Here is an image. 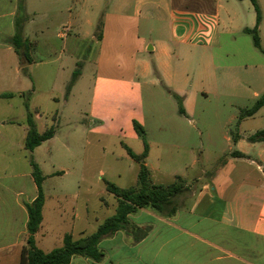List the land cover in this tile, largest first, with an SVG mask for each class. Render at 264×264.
Masks as SVG:
<instances>
[{"label": "crops", "instance_id": "obj_1", "mask_svg": "<svg viewBox=\"0 0 264 264\" xmlns=\"http://www.w3.org/2000/svg\"><path fill=\"white\" fill-rule=\"evenodd\" d=\"M238 1L251 3L250 0ZM221 2L222 0H115L112 12L103 14V21H98L96 26L97 29L102 24L100 39L94 37L99 45L95 63L98 75L90 87L82 86L85 85L84 68L67 93L68 84L79 61L73 53L68 55L63 52L64 58L59 60L57 83L53 84L52 91L49 92L53 96L52 100L59 105L53 120L63 116L70 107L77 108L85 92L90 99L86 114L91 118L92 124L97 123L91 126L92 134L129 143L139 144L142 141L141 148L139 144L136 151L137 155H141L145 148L144 142L136 133L133 122L145 125L143 81L154 89L152 92H162L159 85L168 92L192 91L215 96L223 92H249L256 82L250 67L258 66L249 62H258L257 54L237 49L230 54L236 59L224 61L219 52L224 50L225 35L236 32L250 35L245 33V29L255 27L256 12L251 3L249 11L253 15H249L250 23L246 26L241 15L224 16ZM68 3L69 0H0V264L20 263L21 252L28 237L27 204L38 196L30 155L35 161L40 155H53L50 146L57 137L56 133L32 153L25 148L29 128L24 103L28 94V103L34 113L38 131L43 133L47 130L44 126L40 128L42 116L36 102L38 81L35 73L28 72L33 67L44 66L43 78L51 80L47 66L53 61L35 60V53L41 42L39 36L43 34V29L38 28L37 19L39 22L45 21L59 6L62 8L60 13H71ZM258 3L262 12L259 27L262 36L264 0H258ZM129 5L133 6L136 22L129 23L122 18V11ZM245 5L249 9L248 4ZM55 15H59L58 12ZM139 20L149 22V34L152 38L155 32L164 34V37H156L152 43H144L140 36L143 29L137 23ZM152 23L159 25L152 27ZM90 24L93 26L94 23ZM19 28L23 38L32 45L29 51L30 61L25 67H22L25 60L12 43ZM66 28L71 32L72 26ZM67 35L58 37L65 41ZM87 37L89 39L91 35L87 34ZM261 40L264 49L263 37ZM43 41L46 45L49 39ZM232 44L236 46L237 40ZM254 48L264 55L255 45ZM173 61H176L175 67L172 65ZM260 63L264 75V62ZM56 90L59 96L54 97ZM263 93L264 81L259 90L254 92V97L259 99ZM5 94L12 96L4 97ZM72 96L76 98L73 102L70 101ZM263 113L264 106L254 116L241 119L239 128H242V123L247 119ZM189 122V130L201 138L202 132L195 120ZM76 128L83 129V126L76 125ZM167 128L172 130L169 132L171 134L178 135L180 131L179 125ZM257 132L243 133L239 130L236 133H225L228 156L224 168L214 170L211 179L202 180L210 171L209 168L202 167L197 176L202 181L197 189L188 187L175 198L177 211L174 215L163 216L153 209H142L130 215L132 226L150 228L141 241L136 242L126 231H118L99 243L98 247L104 253L101 261L76 255L72 257L70 264H264V139L254 142L249 140ZM188 141L190 144L193 142L192 139ZM208 141L215 145L211 136ZM191 145H196V141ZM167 152L163 148L162 160L169 158ZM186 152L189 163L183 164V171L172 172L173 178H190L191 166L200 164L197 154L200 158L212 155L216 160H221L225 154V151L217 148L207 150L202 143L200 148L191 147ZM234 152L244 156L235 157ZM151 155L150 144L146 165L153 178L154 169L149 164ZM135 163L137 175L140 166ZM39 166L46 177L43 182L45 205L43 221L35 235V241L39 249L50 252L62 246L66 234H71L75 239L90 234L83 227L89 208L87 202L82 205L78 202L79 187L46 189L50 178L65 175L69 167L45 173L44 167ZM78 167L77 163H71L72 170L79 171ZM156 172L158 177L168 175V170L164 168L157 169ZM155 182L162 184L160 179ZM181 196L184 198L179 202ZM102 198L99 207H103ZM68 215H71L70 219ZM106 218L100 221L93 217V222L98 227ZM57 225H60L58 229Z\"/></svg>", "mask_w": 264, "mask_h": 264}, {"label": "rangeland", "instance_id": "obj_2", "mask_svg": "<svg viewBox=\"0 0 264 264\" xmlns=\"http://www.w3.org/2000/svg\"><path fill=\"white\" fill-rule=\"evenodd\" d=\"M57 1L61 2V0ZM114 2L115 0H69L68 7H71V13L68 11L60 13L59 11L62 8L59 6L56 11L49 14L50 16L45 21L39 22L40 20L37 19L38 28L43 29V34L39 36L41 42L35 53V60L36 62L46 59L53 61L51 65L47 66L51 73V80H44V66L39 65V67H33L28 71L35 73L39 85L36 102L40 107L42 116L40 128L44 126L45 129H48L55 126L57 129V137L50 146L53 155L49 157L40 155L36 158V161L38 160L37 162L44 167L45 173H50L54 169H68L69 167L65 175L59 174L60 176L50 178L46 183V189L48 191L52 187H79L78 202L81 205L87 202L89 208V215H85L87 217L84 218L85 223H83V227L88 230V233H92L97 229L93 217H97L102 221L116 211L117 200L106 191L105 181H110L121 188H128L137 184L138 172L136 175L135 171L137 164L130 158L127 149H131L137 154L136 151L139 149V144L141 148L142 141L139 144L129 143L92 134L91 126L97 125V123L92 124L91 118L86 114L90 99L85 92L77 108L70 107L63 116L53 120L59 105L52 100L53 96L49 92L52 91L53 84L57 83L59 60L64 58V51L68 55L73 53L75 58L78 59V64L80 63L81 66L80 75L85 68L86 76L83 81L85 83V85H82L83 88L91 86L93 79L98 75L95 63L99 53V45L94 37L98 38L100 27L96 29V26L98 21H103V14L112 12ZM221 4L224 16L241 15L244 25L247 26L250 23L249 15L252 13L249 10L251 3L238 0H222ZM245 4H248L249 9L246 8ZM56 12L59 15L56 16ZM122 18L129 23L135 21L132 5L124 8ZM92 22L94 23L93 26L90 24ZM137 23L143 29L140 36L144 43H152L156 37H164V34L155 32L152 38L149 34V22L139 20ZM158 25V23L151 24L152 27ZM70 26H72L71 32L66 28ZM62 34H68L65 41L58 37ZM87 34L91 35L89 39ZM262 37L264 40V26ZM43 39H49L48 44L46 43L47 46ZM223 39L226 44L224 50L219 52V55H223L222 60L236 59L230 54L237 49L252 51L259 57L258 62L256 60H250L249 62L250 64H258V66H255L256 69L253 66L250 67L256 82L249 92H223L221 95L215 96L214 94H196L192 91L168 92L161 85L158 88L162 92H152L154 89L143 81L145 114V125L143 127L146 141L149 145H152L149 164L154 169L153 178L151 177L154 184L159 179L162 185L174 183L176 176L173 178L171 173L183 171L181 170L183 164L189 163L190 160L187 158L186 150L189 151L191 147L198 149L202 143L207 150L217 148L225 151L221 160H216L212 155H205L200 158L197 154L200 164L191 166L192 168L189 170L190 178L184 179L182 177L187 187L195 190L203 179H211L213 171L223 169V166L227 163L228 145L224 140L225 133H236L239 130L243 133H251L252 131L257 132L264 129V113L247 119L242 123V128H239L241 113L255 104L257 99L254 97V92L259 90L261 83L264 81L260 63L261 61L264 62V55L256 51L250 35L236 32L232 35H225ZM235 40L238 43L236 46L232 44ZM172 65L175 67L176 61H173ZM54 93V97L59 96L57 90ZM75 100L74 96L70 97L71 102ZM22 102L21 99V109H23ZM79 120L81 122H78ZM189 120H195L196 126L202 132L201 138L197 133L189 130L187 127L190 123ZM76 125L83 126L84 130L76 128ZM171 125L180 126L178 135L169 133L172 130L167 127ZM209 136H211L215 145L209 143ZM188 139H192V143L196 141V145H191L192 143L190 144ZM163 148H166L167 153H169V158H166V160H162ZM71 161L79 165V171L71 169ZM202 167L209 168L211 172L209 171L200 181L197 176L200 174ZM162 168L168 170V175L164 177L156 176V170ZM101 197H103L101 199L103 207H99ZM183 198L184 196H181L178 201H183ZM80 212L82 213L81 209ZM83 212H85V209H83ZM70 216L68 215L69 219ZM59 226L57 225L56 229Z\"/></svg>", "mask_w": 264, "mask_h": 264}, {"label": "trees", "instance_id": "obj_3", "mask_svg": "<svg viewBox=\"0 0 264 264\" xmlns=\"http://www.w3.org/2000/svg\"><path fill=\"white\" fill-rule=\"evenodd\" d=\"M256 12V25L254 28H246L245 33L250 34L256 48L264 53L261 44L259 27L262 21V12L258 0H250ZM100 27V28H99ZM98 28L101 30L102 24ZM100 39V35L98 36ZM15 50L19 55H25L30 61L29 51L32 48L31 43L25 40L22 30L19 28L16 35L12 39ZM80 63L74 71L73 77L68 84L67 93L70 92L72 86L80 75ZM11 94H5L4 97H11ZM25 109L27 112L28 134L25 141V148L32 153L45 141L52 139L57 129L51 126L45 132L40 133L37 129L34 113L30 110L28 99L25 100ZM264 106V93L257 99L255 104L248 110L241 113V119L254 116L260 108ZM134 129L138 136L144 142V152L137 155L131 149H127L131 159L140 166L137 175V184L128 188H121L110 181H105L106 191L113 195L117 200L116 211L113 215L107 217L101 222L97 229L87 235L75 239L71 234H66L63 238L61 247L55 248L50 252H44L36 245L35 235L39 231L43 221V207L45 205V194L43 190V182L45 176L35 159L30 155V165L32 167V176L38 189L37 198L30 204H27L28 211V237L26 245L21 252L19 264H70L73 256H82L93 261L99 262L103 259L104 253L99 249V243L102 239L115 234L118 231H126L133 236L136 242L141 241L149 233L150 228H140L132 226L129 216L142 210L153 209L163 216L170 217L177 211L175 198L183 194L187 189V185L181 176H176V181L170 185L154 184L151 179V171L146 165V159L149 154V144L146 141L145 130L139 122H133ZM264 139V130L257 132L249 138L250 141H258ZM233 156L243 157L239 152H234Z\"/></svg>", "mask_w": 264, "mask_h": 264}, {"label": "water", "instance_id": "obj_4", "mask_svg": "<svg viewBox=\"0 0 264 264\" xmlns=\"http://www.w3.org/2000/svg\"><path fill=\"white\" fill-rule=\"evenodd\" d=\"M22 57L25 60V64H23L22 67H25L29 64V61L26 59L25 55H22Z\"/></svg>", "mask_w": 264, "mask_h": 264}]
</instances>
